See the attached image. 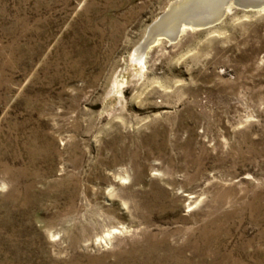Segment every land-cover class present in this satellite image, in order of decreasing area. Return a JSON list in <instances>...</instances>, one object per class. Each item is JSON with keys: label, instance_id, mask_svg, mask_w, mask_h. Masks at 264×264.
<instances>
[{"label": "rangeland", "instance_id": "obj_1", "mask_svg": "<svg viewBox=\"0 0 264 264\" xmlns=\"http://www.w3.org/2000/svg\"><path fill=\"white\" fill-rule=\"evenodd\" d=\"M172 1L0 0V264H264V10Z\"/></svg>", "mask_w": 264, "mask_h": 264}, {"label": "water", "instance_id": "obj_2", "mask_svg": "<svg viewBox=\"0 0 264 264\" xmlns=\"http://www.w3.org/2000/svg\"><path fill=\"white\" fill-rule=\"evenodd\" d=\"M230 4L231 9L251 10L264 7V0H186L177 9L167 6L168 9L150 24L149 35H146L141 43L144 45L145 42L157 37L167 39L169 42L175 41L182 32L181 25L186 26L185 29L210 27L227 14L226 9ZM168 19L171 20L172 26L168 28V31H164L161 27Z\"/></svg>", "mask_w": 264, "mask_h": 264}, {"label": "bare ground", "instance_id": "obj_3", "mask_svg": "<svg viewBox=\"0 0 264 264\" xmlns=\"http://www.w3.org/2000/svg\"><path fill=\"white\" fill-rule=\"evenodd\" d=\"M186 0H174V1H172L168 6H172V7H174L175 9H177L178 7H180L181 6V4H182V2L184 3ZM173 8V9H174ZM168 8L166 7V9L164 10V11H166ZM174 9V10H175ZM255 9H259V10H264V7H261V8H255ZM255 9H251V10H255ZM232 9H231V4L230 5H228V7H227V9H226V11H227V13L229 12V11H231ZM163 11V12H164ZM168 11H170V10H168ZM167 14H169V13H167ZM168 16V15H167ZM166 16V17H167ZM171 22V20H166V23H163V25H162V30H166V31H168V28L170 27V26H172V23H170ZM150 26V25H149ZM149 28V27H148ZM186 28V26H184V25H181V27H180V31H183L184 29ZM189 29H194V28H189ZM146 35H149L148 34V30H147V34ZM158 38V37H157ZM156 38V39H157ZM156 39H154V40H150V41H147V42H145V46L147 45V44H150V43H154L155 42V40ZM141 56V55H140ZM141 59H139V61H140ZM192 201H194V200H192ZM110 234V233H109Z\"/></svg>", "mask_w": 264, "mask_h": 264}]
</instances>
